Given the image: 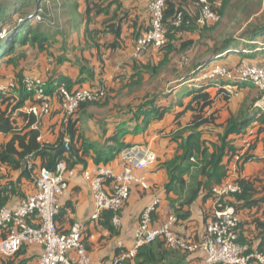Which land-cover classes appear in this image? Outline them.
Segmentation results:
<instances>
[{"label": "trees", "instance_id": "1", "mask_svg": "<svg viewBox=\"0 0 264 264\" xmlns=\"http://www.w3.org/2000/svg\"><path fill=\"white\" fill-rule=\"evenodd\" d=\"M50 1L55 2V9H59L61 14L66 13L68 2L73 3L68 6L69 12L77 14L78 24L84 22L87 45L98 48L100 52H103L104 49L124 50L127 47L126 36H124L126 31L132 30L134 38L137 39L150 27L144 28V23L140 21V18L133 15L131 10L125 8L119 0H82L85 2L83 12H80V0ZM208 1L214 7V3L218 0ZM231 1L222 0V8L218 10L221 14V20L223 16L227 15L226 11ZM197 2L198 0H166L164 22L167 28L168 42L166 46L159 48L163 51L164 59L160 65L136 64L135 69L137 71L132 75V78L137 77V79L130 85L134 87L133 90L141 85L145 72L151 73V76H158L161 72V66L166 65L172 55L180 56L190 50L195 51V57L193 59L190 57L189 60V57L183 56L187 57L183 63L185 73H189L188 79L181 82L183 85L212 62L229 54H240L243 59H253L264 55V21H258L263 19L264 15L258 17L256 23L250 25L242 35L216 36L215 31L218 30V24L221 20L215 25L199 26L197 23L199 14H192L188 9L190 3L196 4ZM47 6V0H0V22L5 24V27L0 25V31L5 30L4 34L0 35V63L4 66L13 65L19 82L18 98L15 103H13V96L0 95V132L11 136L7 142L0 146V165H6L11 170L20 171L16 180L8 179L6 182L0 183V209L8 206L13 195L22 196V199L27 197L28 195L17 190L19 183L24 178L28 181L34 180L35 183V173H39L42 168L55 171L61 161H66L69 168H75L78 164L86 166L91 151L95 154L94 162L96 164L109 165L121 155L125 148L133 146L126 141L128 135H137L148 131L151 124L164 119L172 111L175 104L184 107V110L176 115L175 122L177 125L183 124L181 119L187 112H192L191 120L173 136V139L179 142L174 157L163 163V167L169 175L165 188L168 194H173V197H169V201L171 209L178 219L177 223L189 218L191 213L187 207L202 192L204 199L212 198L214 200L213 187L230 177L233 164L237 165L238 171L241 173L245 164L254 158L253 151L256 139L260 135H264V112L258 109L256 105L253 107L242 106L239 111L231 113L226 122L220 125L218 123L220 109L216 107V98L222 91L224 99L226 101L230 99L229 93L223 88L226 83L223 79H206L200 83H190L181 91L183 98L190 97L187 103H184L183 100L159 103L160 99L165 96L164 94L147 93L141 103L129 104L123 109L130 117L124 118L102 145L87 139L81 131L79 132L75 123L82 119L81 114L89 106L98 105L99 100L83 102L74 117L68 122H63V133L56 143H45L38 140L39 128L31 127L37 122L34 115L19 111L28 123L22 129L17 127L14 112L23 107L29 100L32 101V92L24 84L23 72L19 68L20 63L27 59L29 50L34 48L47 49L49 34L52 31L60 30L57 22L52 23L56 17L51 15ZM43 7H46L43 19L35 21L38 9ZM261 9H253L255 12L251 15L256 16L261 12ZM102 15L104 18L100 22L101 25L99 27L91 26V23H94ZM187 33H198L200 37L197 40L185 38L184 35ZM200 38L209 41L204 40V43H201ZM101 54L99 59L103 61ZM206 57L207 59H205ZM241 64L242 60L237 66ZM87 68L86 64H82L81 77L76 82L61 73L51 74L46 81V92L52 95L63 84L72 90L74 84H82L87 78L94 76V70H87ZM102 89L104 91V88ZM205 126H222L223 131L214 134L215 139L203 138L201 128ZM249 128L253 130L250 134L248 133L251 141L250 145L244 148V145L240 146L235 142L236 138L234 137L246 134ZM65 135L70 137L72 155L56 153L64 144ZM242 152L243 155H241ZM236 156H239V159H236ZM193 168L199 170L200 177L189 184L185 176ZM1 178L0 174V180ZM236 182L240 184L241 191L227 197L225 204L234 206L237 213L241 209L261 208L264 205V195L260 196L261 190L259 189L261 180L258 177H239ZM113 215L112 211L106 210L99 219V222L111 231L115 230L112 222ZM57 218L58 216L56 221ZM257 227L261 229V233L258 236L256 246H253L252 239L247 241L244 238L243 224H241L239 240L248 244L250 252L255 250L264 252V222L258 221ZM6 236V231L0 228V238ZM176 249L181 250L168 246L166 239L160 236L153 243L139 248L137 256L126 264H159ZM27 250L28 245L23 244L15 255L0 256V264H32L27 256ZM248 264L260 263L257 259L251 258Z\"/></svg>", "mask_w": 264, "mask_h": 264}, {"label": "crops", "instance_id": "2", "mask_svg": "<svg viewBox=\"0 0 264 264\" xmlns=\"http://www.w3.org/2000/svg\"><path fill=\"white\" fill-rule=\"evenodd\" d=\"M119 1L123 3L125 8L130 9L133 15H137V17L140 18V21L144 23V28L150 26V0ZM71 4L73 3H67V11L62 14L64 16V21L58 23L57 20L54 19L52 22L53 24L57 22L60 26V30L52 31L51 34H49L48 48L44 50H39L38 48L29 50L27 59L21 61L19 68L23 72V78L42 77L47 81L51 74L61 73L69 77L73 82H76L81 77L82 64H86L88 66L87 70H94V76L87 78L82 84H74L71 89L77 90L82 87L104 88L111 82L120 80V78L117 79L116 71L125 66V64H127L128 67L131 62H136V64L140 65V63L136 61L137 59L141 58L143 61L154 62V60H159L164 56L162 51L157 47H150L147 50V53L145 52L144 55L141 54L142 56H146L144 58L141 55L138 57L134 56L136 38H134L132 30H128L124 33L127 43V47L124 50L104 49L103 52H100L98 48L88 46L85 39L86 26L84 22L80 24L77 23L76 13L69 12L70 8H68V6ZM188 9L192 14L200 15V7L197 3H190ZM57 10L60 11L59 9ZM84 10L85 2L80 0V12H83ZM51 15L54 16V13H51ZM103 18L104 16L102 15L99 16L97 20H100L101 22ZM100 25L101 23H99V25L98 23L96 24L97 27ZM194 35H198V33H187L184 37L196 39L194 38ZM189 52L190 54L187 55ZM100 53H102L103 61L99 59ZM183 56L189 57V60L190 57L193 59L195 57V51L190 50L180 55L174 71H171L167 75L160 72L158 76H151V73L145 72L143 79L146 80V77H149L148 81L150 83L159 81L160 84L154 83L148 85L143 89V92L164 94L165 96L160 99L159 103H171L180 100L187 103L190 100V97L183 98L181 91L190 83H194V79L201 74V71L192 76L191 79L187 80V83L183 85L181 82L184 81V79H188L187 77L189 74L185 73V65L183 66V63L185 62L183 59L187 60V57ZM205 59H207V57ZM241 60L243 63L262 64L264 63V55L253 59H243L240 54L233 53L222 59H217L207 67L217 63L227 67H234L235 64L241 62ZM31 61H34V66L29 68ZM159 61H157V63ZM133 69L137 71L135 65ZM134 70L132 75L135 74ZM13 77L12 81L15 82V87L12 89L10 95L14 97V103L15 98L18 97L17 90L19 87L15 71L13 72ZM10 83H6L7 86L10 85ZM126 85V83L121 84L124 89H126ZM128 89H130V86L127 90ZM132 91L133 92L128 93V95L122 98L119 105L115 106V109H117V115L115 114L111 120H106L109 124L104 122L106 118L105 116L102 119L101 116L96 114L94 107H88L86 110L90 111L89 117L85 120L81 119L75 122L79 132L81 131L90 141L102 145L106 138L115 131L116 126L121 123L124 118L130 117V115L123 109L129 104H138L135 101L133 102V96L136 90L134 89ZM260 96V89L251 84H244L228 101L224 99V94L221 91L216 98V107L220 109L218 123L220 125L224 124L230 114L239 111L242 106L253 107ZM52 98V113L41 118L36 125L31 126L32 128H39L40 140H38L45 143H56L63 133L62 124L64 121L60 102L57 100L55 93L52 94ZM183 110L184 107L175 104L172 111L169 112L164 119L153 122L148 131L137 135L127 136V143H131L130 145L148 146L156 153L157 160L154 164L147 166L141 171L147 179L148 188H143L137 184L133 186L130 198L126 201L121 210L120 225L113 223L115 230L111 231L104 227L99 220L95 221L91 219V214L94 210V201L91 194L89 180L85 178L83 171H93L96 166H98V164L94 162V152H90L91 156L89 157L86 166L78 164L75 167L76 174L70 180L68 189L61 197L62 209L58 215L57 223L59 227L65 231L69 230L76 222L81 223L85 227L87 247L95 264H110L118 251L117 244L119 242H122L129 248L134 246V231L138 225L141 212L146 206L152 203L156 197H159L161 202L153 219L154 226L157 227L162 225L168 221L171 215H174L169 201V197H173V194H168L165 188V185L169 180V175L167 170L163 167V163L174 157L179 146V142L173 139L174 134L185 127L192 118V112H187L181 119L183 124L177 125L175 122L176 115ZM14 117L17 120L16 125L20 129L27 125L28 121L24 118L21 112L15 111ZM201 129L203 132V138L207 139H215L214 134L223 131L222 126H205ZM10 137L11 136L0 132V146L7 142ZM234 138H236L235 142L241 146V137L237 136ZM66 141L70 142V137L68 135H65L64 137V142ZM253 155L254 158L245 164L241 173L237 172L231 177L235 179L238 177H258L261 180V182H259V189L261 190L260 196H263L264 135H260L256 139ZM121 165L120 156L115 158L109 164V166H111L116 172L122 170ZM235 165L236 164H233L232 168H234ZM0 174L2 176L0 183H4L8 179L16 180L20 175V171L11 170V168L6 165H0ZM185 177L189 184H192L199 179V170L193 168ZM17 190L25 195L33 194L36 191L35 186L32 183H29L25 178L19 183V189ZM21 199L22 196L13 195L8 206H15ZM187 208L191 213L189 218L180 220L175 224V231L188 241L200 242L205 235L208 220L214 209V200L212 198L204 199V193L202 192ZM239 215L241 217V224H243L242 233L244 238L247 241L252 239L253 246H256L258 236L261 233V229L257 227V222H264V205L261 208L241 209ZM2 255L3 254L0 251V256ZM41 255L42 248L39 245H28L27 256L30 258L32 264H38ZM69 255L70 259H73L75 258L76 253L72 251ZM201 261L202 253L200 251L185 252L176 249L174 252L168 254L165 260L159 264H201Z\"/></svg>", "mask_w": 264, "mask_h": 264}, {"label": "built area", "instance_id": "3", "mask_svg": "<svg viewBox=\"0 0 264 264\" xmlns=\"http://www.w3.org/2000/svg\"><path fill=\"white\" fill-rule=\"evenodd\" d=\"M197 4L200 7L197 19L199 26L221 20V14L208 0H198ZM165 7L166 0H150V27L136 39L134 56H140L150 47L166 46L168 37L164 22ZM44 13L43 8H39L35 21H41ZM206 79L227 81L223 88L230 97L234 96L243 84L256 86L260 89L261 96L255 105L264 112V63L260 65L242 63L234 68L219 63L213 64L202 69L194 81L200 83ZM23 81L26 88L32 92V101L29 100L16 111L36 116L37 122L33 124L36 125L41 118L52 113L53 98L46 92V81L42 77H24ZM14 87L13 81L8 86L0 83V95H10ZM55 95L60 102L63 121L68 122L83 102L100 100L105 93L102 88L92 87L70 90L63 84ZM252 131L249 128L246 134L240 135V143L244 148L250 145L249 134ZM38 139L40 140V136ZM243 154L242 152L241 155ZM120 158L122 163L120 172H116L109 165H98L93 171H83L85 178L89 180L94 201L92 220L98 221L104 211L110 210L114 213L112 222L120 225L121 210L130 198L133 186L137 184L148 188L147 179L141 171L156 162V153L146 145H133L125 148ZM236 159H239V156H236ZM237 172L239 171L235 165L230 177L213 187L214 209L202 241H188L180 236L175 231V224L178 221L176 215H171L168 221L155 227L153 215L161 202V199L156 197L141 212L134 231V246L129 248L119 242L118 251L110 264H126L137 256L139 248L153 243L160 236H163L171 247L185 252L200 251L201 264H248L251 258L264 264V252L256 250L250 252L248 244L239 240L241 217L234 206L225 204L227 197L241 191L237 179L231 177ZM75 174V168H69L66 161L59 162L55 171L42 168L36 174L35 193L21 199L14 207L5 206L0 209V228L7 233L0 242V251L4 256L15 255L23 244L39 245L42 248V255L38 264H95L85 240V227L76 222L65 231L56 221L62 207L61 197ZM72 251L76 256L70 259L69 254Z\"/></svg>", "mask_w": 264, "mask_h": 264}, {"label": "rangeland", "instance_id": "4", "mask_svg": "<svg viewBox=\"0 0 264 264\" xmlns=\"http://www.w3.org/2000/svg\"><path fill=\"white\" fill-rule=\"evenodd\" d=\"M47 7L50 10L49 12L54 13L55 15V19L57 20V22H62L64 21V16L61 14L60 11L56 10V5L55 2H51L50 0H47ZM214 7L219 10L220 8H222V0H218L216 3H214ZM261 9V12L258 13L256 16L251 15L253 12V9L255 10H259ZM46 9V7H43V10ZM225 16H223L222 20L219 22L218 24V30H216L215 34L217 35H232V34H236L237 36L242 35L245 33V31L248 29V27L250 25H252L253 23H256V20H258V17H263L264 15V0H232L231 3L228 6V9L226 11ZM258 21H264V18ZM257 21V22H258ZM98 23H100V20H95L94 23H91V26L96 25ZM217 24V23H216ZM0 25L2 27H5V24L0 22ZM212 25H215L212 24ZM5 31V30H4ZM4 31L1 32L0 31V35L4 34ZM200 36L199 35H194V38L198 39ZM201 41V43H204L205 41H209L208 39L205 38H200L199 39ZM28 50V48H27ZM148 51H146L147 53ZM163 53V51H162ZM144 53H142V55H144ZM190 52L187 54L189 55ZM192 54V53H191ZM141 55V56H142ZM191 56V55H190ZM123 57V56H122ZM143 58L146 56H142ZM180 56L178 55H172V58L170 59V61L166 64L161 66V72L164 73L165 75L169 74L171 71H174L176 64H177V60ZM163 57L160 58L159 60H154V62H149V61H143L140 59H137L136 61H138V63H140V65H145V64H151V65H160L161 62L163 61ZM157 61H159L157 63ZM180 61V60H179ZM243 63V62H242ZM239 63H236L234 67H237ZM134 65H136V62H131L129 67L127 66V64H125V66H123L122 68H120L119 70L116 71L117 73V79L120 78L119 81L111 82L109 85L104 87V91H105V95L103 96L102 99L99 100L98 105H91L89 106L90 108L94 107V111L96 112L97 115L101 116V118L103 119L104 116L105 118V123L109 124L108 122H106V120H111L113 118V116L117 113L115 109V106L119 105L121 103V100L123 97H125L126 95H128V93L133 92V88L130 86L132 85V83H134V81L137 79V77L132 78V73H133V67ZM34 66V61L30 62L29 68H32ZM233 67V68H234ZM135 71V70H134ZM13 72H14V67L13 65H9V66H4V64H0V82L4 85L6 83H10L13 80ZM121 75V76H119ZM13 77V78H12ZM149 77H146V80L144 79L141 83V85H139V87H135V94L133 96V102H137V103H141L144 98L145 95L147 93L143 92V89L146 88V86L151 85V84H160L159 81H156L154 83H150L148 81ZM122 83H126V89L123 88V86H121ZM153 82V81H152ZM7 85V84H6ZM130 86V89L127 90V88ZM132 89V90H131ZM132 95V94H131ZM124 101V100H123ZM107 103V104H103V103ZM6 109V107H5ZM90 111L86 110L84 111V113L81 114L82 119L85 120L89 117ZM117 115V114H116ZM3 171V169H2ZM37 173H35L36 176ZM192 177V176H191ZM1 181V180H0ZM29 183H32L35 186L34 180L33 181H29ZM1 239L4 238H0ZM169 246V245H168Z\"/></svg>", "mask_w": 264, "mask_h": 264}, {"label": "water", "instance_id": "5", "mask_svg": "<svg viewBox=\"0 0 264 264\" xmlns=\"http://www.w3.org/2000/svg\"><path fill=\"white\" fill-rule=\"evenodd\" d=\"M67 152L72 155V148L69 141L64 142V144L56 151V153Z\"/></svg>", "mask_w": 264, "mask_h": 264}]
</instances>
